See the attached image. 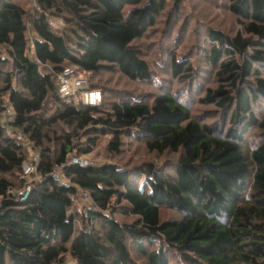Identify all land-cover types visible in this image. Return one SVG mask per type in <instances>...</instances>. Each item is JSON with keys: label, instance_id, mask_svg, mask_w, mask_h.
Instances as JSON below:
<instances>
[{"label": "trees", "instance_id": "trees-1", "mask_svg": "<svg viewBox=\"0 0 264 264\" xmlns=\"http://www.w3.org/2000/svg\"><path fill=\"white\" fill-rule=\"evenodd\" d=\"M219 5L240 30L197 35V22L194 52L181 56L171 46L188 38L184 0L0 1V264H171L173 255L187 264H264V0ZM51 19L69 31L57 34ZM200 50L217 85L196 104L216 107L212 123L214 112L193 111L182 86L198 81ZM67 69L102 102L62 97L58 76ZM115 74L160 93L111 94L105 75ZM106 136L113 159L128 138L178 158L172 168L110 161L67 166L64 180L49 176ZM31 148L48 177L22 200Z\"/></svg>", "mask_w": 264, "mask_h": 264}, {"label": "rangeland", "instance_id": "rangeland-1", "mask_svg": "<svg viewBox=\"0 0 264 264\" xmlns=\"http://www.w3.org/2000/svg\"><path fill=\"white\" fill-rule=\"evenodd\" d=\"M225 2V0H184V12L181 14L180 17V23H182V20L188 15L190 18L188 20V28L186 31L187 37L185 45H175L172 44L171 49L174 51H178L181 56H183L188 51L192 50V44H194L195 40V26L197 25V22H199V30L198 34H204L206 36V30L208 27H222L228 32L234 31L235 33L239 31V26L234 20V16L227 13V10L219 5L220 3ZM229 15V16H228ZM195 19L193 22L192 20ZM166 21V15H163V17L160 20V23L158 25V32H161L162 29H166L167 24L164 25V22ZM69 31V26H62L61 28L56 29V33L63 35L65 31ZM178 30V29H177ZM176 36V33H175ZM157 38V37H156ZM174 39V38H173ZM155 40V39H154ZM173 40H171L172 43ZM168 46L169 44L166 43ZM192 48V49H191ZM31 56H33L32 52L30 53ZM168 56H166V59ZM203 51H199V76L196 77V80L192 83L182 82V86L186 87L185 89L188 90L189 96L191 98L189 104L193 111L197 112L198 114H204L206 110L209 112H214L216 107L214 105H207L204 106L203 104L198 105L196 104V100L199 97H203L205 95V89L209 86L215 87L217 84L214 81V70L211 68L205 67L206 59H204ZM41 71L43 73L49 72L50 68L45 67L41 65ZM167 76V75H166ZM85 79V78H83ZM105 79L109 80V86L112 87L113 92L111 94L117 93L115 89H130L134 92L142 94V96H145L146 93L152 98L154 95L160 93L158 90V86L151 85V84H135L134 82L127 81L126 79L119 78L118 75H105ZM87 84L89 86V82L87 79ZM181 87V86H180ZM188 93H186L188 96ZM112 96V95H111ZM203 105V106H202ZM264 107V102L261 103L260 109ZM216 112L214 114H209V121L212 123L214 120L219 119L215 116ZM252 139H257L256 136H252ZM111 140V136H106L101 145L95 149L91 154L86 155L88 159H90L94 164L93 165H103L107 162L114 161L121 164L120 166H134V165H143L150 161H156L158 165L163 166L164 168L171 167L174 165V159H177L178 157L173 154H167L165 156L155 155V154H149L145 148V145L143 143H135L132 142L129 138L126 140L127 143L124 146V154L120 157H116L113 159L111 154H109L108 147ZM251 142V141H250ZM118 158V159H117ZM117 159V160H116ZM123 168V167H122ZM172 168V167H171ZM37 179V177H32V179ZM176 217V213L172 211L165 212V217ZM119 218H122L121 216H118ZM123 219V218H122ZM176 255L172 256V260L170 261L171 264H187L183 262L180 258L175 257ZM67 260V259H66ZM64 264H76L74 260H71V258L68 259V261Z\"/></svg>", "mask_w": 264, "mask_h": 264}, {"label": "built area", "instance_id": "built-area-1", "mask_svg": "<svg viewBox=\"0 0 264 264\" xmlns=\"http://www.w3.org/2000/svg\"><path fill=\"white\" fill-rule=\"evenodd\" d=\"M1 1V0H0ZM50 24L55 27V29L61 28L64 25L62 19H51ZM71 69L65 70L58 76V88L62 97H71L80 93L81 101L86 105H96L102 102L103 94L100 90L90 89L87 81L80 77L71 76ZM13 113L11 108H8L5 116L8 117ZM8 134L12 138H17L18 140H23L24 136L21 131L8 129ZM78 142V140H75ZM40 160L39 152L35 148H31L29 158L23 163L21 179L25 180V186L19 190L18 195L22 200L28 199L34 181H42L48 176H40L38 174V164ZM79 165L82 167H88L94 163L88 159L86 156H80L76 152L71 153L64 162L58 165L54 171L49 175L57 180H64L63 169L70 165ZM32 177H37L35 180ZM84 197L88 198V192L83 193ZM57 264V263H55Z\"/></svg>", "mask_w": 264, "mask_h": 264}]
</instances>
